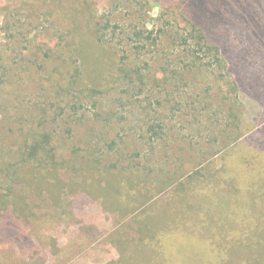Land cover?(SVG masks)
Listing matches in <instances>:
<instances>
[{
    "label": "rangeland",
    "instance_id": "374dc122",
    "mask_svg": "<svg viewBox=\"0 0 264 264\" xmlns=\"http://www.w3.org/2000/svg\"><path fill=\"white\" fill-rule=\"evenodd\" d=\"M164 2L160 11L152 0H0V156L17 158L6 147L18 142L14 132L20 121L51 137L49 164L25 168L23 186L16 189L24 194V207L0 205V264H30L34 257L45 258L41 264H108L124 250L118 249L119 239L126 255L136 245L134 218L171 221L169 229L156 232L154 246L168 251L173 243L186 264H195L199 260L192 257L199 248L181 244L180 237L202 236L204 258L229 249L226 244L247 227L227 225L220 231V226L203 228V220L213 219L214 225L222 218L221 208L242 220L263 210L250 205L254 211L249 212L241 202L226 211L219 207L230 197L224 168L264 140V134L255 135L264 129V118L248 119L259 106L239 77L244 75L239 66L248 74L253 68L252 54L240 53L234 75L204 53L199 54L203 67L189 70L186 48L171 42L175 32L188 27L180 12L183 0ZM249 2V21L252 13L259 15L252 26L260 31L246 34L238 27L228 39L229 26L223 23L207 29L209 34L218 37L223 31L220 42L228 48L242 39L235 50L247 47V38L262 45L264 0ZM91 16L123 25V30L137 26L168 32L157 50L128 59L142 69L138 77L144 83L134 77L135 89L121 84L116 70L123 52L95 42ZM242 20L238 16L237 23ZM234 52L225 55L230 60ZM70 82L74 88H68ZM87 88L98 93H80ZM251 106L256 107L248 110ZM7 112L14 117L6 118ZM240 119L255 125L239 130ZM148 126L162 137L147 132Z\"/></svg>",
    "mask_w": 264,
    "mask_h": 264
},
{
    "label": "trees",
    "instance_id": "16d2710c",
    "mask_svg": "<svg viewBox=\"0 0 264 264\" xmlns=\"http://www.w3.org/2000/svg\"><path fill=\"white\" fill-rule=\"evenodd\" d=\"M152 1L155 2L156 7L160 11L165 7L164 0ZM249 1L250 0H183L181 8H179L181 9V15L185 16L188 22V27L183 30L182 34L175 32L171 38V42L174 48H186L185 57H187V60H192L191 64L187 66L189 70L193 71V68L199 69L203 67L200 63V61L202 62V58L199 54L204 53L205 56L213 61L214 65L220 67L221 70H225L227 75L232 73L233 66L241 62L240 59H243V57H239V55L244 49H247V55L252 54V64L254 66L251 68L249 74L245 66H239L242 68L244 74L239 77L244 81L245 87L252 89V97L254 96L260 102H257L250 96L248 97L259 106L256 110H254L256 106H251L250 109H248L254 110V116L248 118L250 121L254 122L262 117L264 118V43H262V45H256L257 40L251 41L247 38V47L241 50H235L236 45L239 46V42L242 41V39L236 38V41L232 39V41H234V46H232L233 49L228 48L224 46L223 42H220V39L224 37L223 31L219 32L218 37H215L213 35L211 36L209 30H207L211 28L213 30L216 26L226 23L229 26L226 36L228 39L234 34V32L231 31L237 32L236 29L238 27L246 34H249L253 29L260 31L255 26H252L253 23L256 25L258 20L257 16L259 15L252 13V21H249L250 12L253 11ZM238 16L241 20L246 17L247 22L245 23V21L242 20L241 23H237ZM90 18L92 19L90 23L91 34L95 42L100 46L113 44L119 48V52H123V55L118 59L119 63L116 70L118 79L121 84L130 87L129 89H135L137 85L134 82V77L140 79L138 75H141L142 69L140 70L132 66L128 61L129 57L131 55L140 56L146 50H157L164 42L165 34H168V32L163 28L155 31L148 30L146 27L140 28L137 26L132 30H123L125 29L123 25L111 24L110 20L104 21L103 18L94 19L92 16ZM234 51H236L234 58H230L229 60L225 52L235 53ZM207 66H211V64L207 63ZM189 70H184L183 72L187 73ZM244 70H246V72H244ZM232 75L234 74L232 73ZM139 82V85L144 83L141 79ZM73 85L74 83L71 82L67 84L70 89L74 88ZM233 87L235 92L238 93L240 85L237 81L233 84ZM84 92L89 95L98 93L95 88H87L80 93ZM10 112L6 113V118L14 117V114ZM20 122L18 123V128L16 127V132L13 131L15 134L14 138H19L18 142L6 147L8 153H15L17 158L12 161L10 160L11 158L6 159L0 156V205H3L2 207L5 209L11 204L15 206V209H19L21 205L24 207V194L16 189L23 186L22 182L24 183L25 168L31 166L32 169H40L42 165L49 164L47 145L51 143V137L47 133L39 132L31 126H24L23 121ZM246 124L249 123H245L244 119H240L237 128L241 130ZM249 125L255 124L252 123ZM251 127L248 128L250 129ZM147 132L152 133L157 138L162 137V132L154 128V126H148ZM257 134L263 135L264 129L255 135ZM150 139L153 140L152 137ZM223 175L225 176L223 178V183L227 189L225 191L230 197L226 199L223 198L220 201V208L222 206L226 211L227 208H231V204H240L241 202L245 204L244 207L246 210L249 209V212L254 211L250 205L253 207L261 205L259 207H262L264 210V202L260 203V201L257 200L261 197L262 201H264V140H261L253 149L248 148L243 155L237 157L235 164L225 167ZM28 179L31 181L35 180L31 177ZM209 181L211 183V178ZM263 210H261L259 216L252 215L250 217L249 214H246L248 218L242 220L237 218L238 215L233 216L231 210L230 214H228L223 212L221 208L222 218L214 220V225H211V220L213 219L202 221L203 228L206 226L218 228L220 226V231L227 227V225L237 228L234 226L244 224V226L247 227L237 236V239L226 244L227 247H230L229 249L224 248L223 250L216 251L213 255L207 250L210 254L209 256L205 255L203 258L202 245H200L204 240L202 236L197 237L188 234L186 237H180V243L195 244L199 248V250L193 253L192 258L195 261L199 260L195 264H199L200 261L203 264H213L211 259H216V262L222 261V264H264ZM21 211H24V209H21ZM225 215H231L232 217L225 218ZM154 220L161 223L166 221L164 218H134V221L138 224L139 234L136 245L133 246L129 255H126L125 249L127 247L124 242L119 239L117 241L118 249L124 250L120 251L118 260L108 264H138V262H146L147 264H172L173 261H175L174 264H176L177 259L180 261L179 264H186L187 260L179 254V248L175 249V245L172 246L173 243L170 242L172 245L167 244L169 247L168 251L163 250V246L162 249L154 246L155 243L153 241L158 238L156 232L169 229L170 224L168 222H171L166 221L160 225L153 223ZM174 222L178 223L179 221ZM163 243L165 246V242ZM222 245L225 246L224 243ZM205 247L208 246L205 245ZM225 250L227 252H225ZM173 255L175 256V260L172 258ZM203 259H205L204 262L202 261ZM43 261H46V259L34 257L30 259V264H41Z\"/></svg>",
    "mask_w": 264,
    "mask_h": 264
}]
</instances>
